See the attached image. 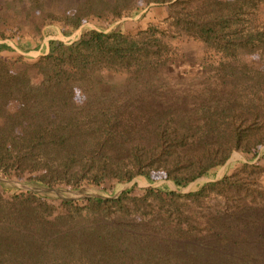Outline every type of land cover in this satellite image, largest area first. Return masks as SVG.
<instances>
[{"label": "trees", "instance_id": "obj_1", "mask_svg": "<svg viewBox=\"0 0 264 264\" xmlns=\"http://www.w3.org/2000/svg\"><path fill=\"white\" fill-rule=\"evenodd\" d=\"M64 1L2 0L0 40L24 51L39 47L46 22L64 35L95 26L49 38L35 58L0 41V174L70 188L142 176L175 189L133 183L55 203L2 186L0 264H264V225L252 217L264 209L263 157L179 191L214 177L233 151L254 158L264 145V0ZM139 13L134 26L112 25ZM178 33L218 54L203 68L243 83L242 101L158 102ZM142 102V119L120 118ZM211 195L224 199L223 215L202 212Z\"/></svg>", "mask_w": 264, "mask_h": 264}, {"label": "rangeland", "instance_id": "obj_2", "mask_svg": "<svg viewBox=\"0 0 264 264\" xmlns=\"http://www.w3.org/2000/svg\"><path fill=\"white\" fill-rule=\"evenodd\" d=\"M71 5L74 0H65ZM0 6H2V0H0ZM151 7H158V5L150 4L149 8L144 10L148 11L150 15ZM157 10V9H156ZM139 14L123 16L119 20L115 21L112 25L117 24L120 20L128 21L130 26L136 25V21ZM162 12L159 10V14L155 17V21L161 26L166 27L167 23L162 18ZM258 21L264 20V5H261L257 11ZM30 19V18H29ZM21 20V19H20ZM20 20H16L19 22ZM22 22V20H21ZM47 24L43 26L42 38L35 39L34 41L40 40V45L37 49H31L28 51L21 50L16 47L13 40L10 38H5L0 41H6L13 47L16 51L23 55H27L30 58H35L40 55L42 45H46L49 38H58L61 40L74 39L76 35L79 34L80 29L84 25L95 26L92 21H88L81 25L70 35H64L61 33L59 26L56 22H46ZM26 29V28H25ZM31 34V32H29ZM173 33V32H172ZM33 35V34H31ZM173 43L180 47L177 54L176 60L177 65L171 67L169 70L170 80L168 85L160 88L159 92L161 97H159L158 102L165 100V97H177L187 107H193L200 104H213L216 101L222 102L227 97H232L237 94V101H242L243 92L242 89L244 84L241 83L235 87L231 80L223 81L218 79L212 71L205 70L203 64H207L209 60L213 62L218 58V54L213 53L211 49H208L206 45L198 38L186 35L184 33H178L176 37L172 38ZM9 55H11L9 53ZM207 56V57H205ZM207 58V59H205ZM255 63H258V55L252 54L249 56ZM153 101H157L152 98ZM157 103V102H156ZM148 103L142 102L141 105L136 107H128L120 118L124 121H133L134 119H142L145 106ZM142 115V116H141ZM264 158V145L259 147L258 154L254 158H250V155L243 154L238 151H233L226 162L217 170L214 177L200 176L193 181H191L186 187L179 189L181 192L188 191L189 189H195L197 186L210 179L220 178L225 171L230 172L232 168L238 165L242 161L252 159L253 162L260 158ZM136 184L137 187H144L147 185H160L166 184L168 187L175 189L174 184L168 179H158L155 182H148L142 176H135L129 182H106L101 186H88L82 185L79 188H70L66 186H54L49 187L47 185L38 183L34 180H25L16 177L7 178L0 174V189L2 186H10L20 190H33L34 192L44 195L47 199L52 202H59L61 199L75 198L82 199L90 195L99 196H115L122 189L130 186L131 184ZM260 183L264 187V176H261ZM212 212L217 215H223L225 213V202L220 195H211L207 200L206 207L202 208V212ZM252 217L256 219L260 225H264V209L255 212Z\"/></svg>", "mask_w": 264, "mask_h": 264}, {"label": "crops", "instance_id": "obj_3", "mask_svg": "<svg viewBox=\"0 0 264 264\" xmlns=\"http://www.w3.org/2000/svg\"><path fill=\"white\" fill-rule=\"evenodd\" d=\"M43 46V45H42ZM45 46V45H44Z\"/></svg>", "mask_w": 264, "mask_h": 264}]
</instances>
